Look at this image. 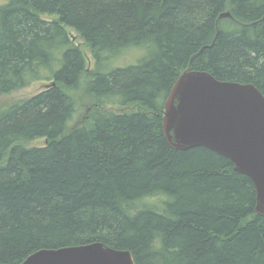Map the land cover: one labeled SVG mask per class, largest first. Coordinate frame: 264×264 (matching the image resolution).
Returning <instances> with one entry per match:
<instances>
[{
  "label": "trees",
  "instance_id": "1",
  "mask_svg": "<svg viewBox=\"0 0 264 264\" xmlns=\"http://www.w3.org/2000/svg\"><path fill=\"white\" fill-rule=\"evenodd\" d=\"M68 27L88 43L91 69ZM214 40L193 68L264 93V0L0 4V94L55 82L0 107V263L102 241L137 264H264L252 180L210 148L174 149L164 134L166 97ZM129 48L145 53L109 64ZM84 75L95 107L73 125L79 104L68 90ZM41 137L43 146L24 145Z\"/></svg>",
  "mask_w": 264,
  "mask_h": 264
},
{
  "label": "water",
  "instance_id": "2",
  "mask_svg": "<svg viewBox=\"0 0 264 264\" xmlns=\"http://www.w3.org/2000/svg\"><path fill=\"white\" fill-rule=\"evenodd\" d=\"M226 17L232 14L219 16ZM214 42L192 56L166 97L164 134L174 149L203 146L229 158L234 169L254 183L255 210L264 216V93L254 83L221 80L209 71L193 68L194 59ZM21 264L137 263L131 250L95 241L40 249Z\"/></svg>",
  "mask_w": 264,
  "mask_h": 264
},
{
  "label": "rangeland",
  "instance_id": "3",
  "mask_svg": "<svg viewBox=\"0 0 264 264\" xmlns=\"http://www.w3.org/2000/svg\"><path fill=\"white\" fill-rule=\"evenodd\" d=\"M6 0H0V4H3ZM44 18L46 19H53L56 18L55 15H50V14H44ZM70 33L74 37V39L80 44L82 51L84 52L85 56L89 59V67H93V61H91L90 57V47L88 43L79 35V33L74 30L72 27H68ZM145 53L144 49L141 48H129L126 50L122 55L117 58L116 60H112L109 64L112 65H117L118 63L122 65H126L129 63H136L138 60H140V57L143 56ZM87 75H84V79L82 77L81 80V85L79 89H69L68 92H70L71 95L77 99V103L79 104V111L74 117V124H79V123H89L90 118L89 114L91 110L95 107V102H93L92 99L87 98L84 94L83 87L85 85V82L87 81ZM52 82L48 80H38L36 82H33L31 85L27 87H22L19 89H15L9 93H4L0 94V107H3L4 105L13 103L15 101L23 100L26 99L35 93L41 91L47 84H51ZM136 105L130 106L128 111L134 110ZM118 110V109H117ZM71 122V121H70ZM46 144V138H36L30 141H27L24 143V145L31 147V146H43Z\"/></svg>",
  "mask_w": 264,
  "mask_h": 264
},
{
  "label": "bare ground",
  "instance_id": "4",
  "mask_svg": "<svg viewBox=\"0 0 264 264\" xmlns=\"http://www.w3.org/2000/svg\"><path fill=\"white\" fill-rule=\"evenodd\" d=\"M47 85H48V84H47ZM47 85H46L44 88H47V87H48ZM1 264H3V263H1Z\"/></svg>",
  "mask_w": 264,
  "mask_h": 264
},
{
  "label": "flooded vegetation",
  "instance_id": "5",
  "mask_svg": "<svg viewBox=\"0 0 264 264\" xmlns=\"http://www.w3.org/2000/svg\"><path fill=\"white\" fill-rule=\"evenodd\" d=\"M31 255V254H30ZM21 264V263H20Z\"/></svg>",
  "mask_w": 264,
  "mask_h": 264
}]
</instances>
